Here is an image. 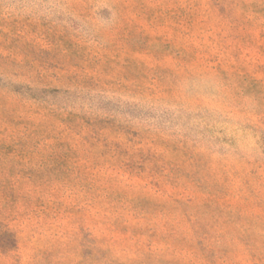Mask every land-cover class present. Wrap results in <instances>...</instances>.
I'll return each mask as SVG.
<instances>
[{"label":"rangeland","instance_id":"rangeland-1","mask_svg":"<svg viewBox=\"0 0 264 264\" xmlns=\"http://www.w3.org/2000/svg\"><path fill=\"white\" fill-rule=\"evenodd\" d=\"M0 264H264V0H0Z\"/></svg>","mask_w":264,"mask_h":264}]
</instances>
